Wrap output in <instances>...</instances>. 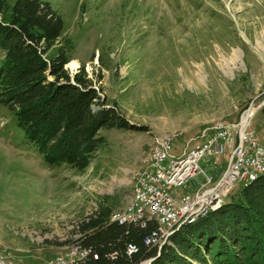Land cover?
Masks as SVG:
<instances>
[{
	"label": "rangeland",
	"instance_id": "374dc122",
	"mask_svg": "<svg viewBox=\"0 0 264 264\" xmlns=\"http://www.w3.org/2000/svg\"><path fill=\"white\" fill-rule=\"evenodd\" d=\"M44 1L64 20L57 46L69 41L72 60L65 68L71 76L84 70L107 107L117 106L135 129L102 130L107 145L85 172L55 169L23 142L14 117L0 105V257L6 264L54 261L105 197L115 212L128 208L135 176L159 141L183 154L207 129L237 125L264 93L258 47L264 46V0ZM253 107L249 130L264 145V94ZM229 158L206 160L201 168L217 183ZM204 182L200 175L179 192L193 194Z\"/></svg>",
	"mask_w": 264,
	"mask_h": 264
},
{
	"label": "trees",
	"instance_id": "16d2710c",
	"mask_svg": "<svg viewBox=\"0 0 264 264\" xmlns=\"http://www.w3.org/2000/svg\"><path fill=\"white\" fill-rule=\"evenodd\" d=\"M64 32L51 3L0 0V105L49 166L85 172L107 145L102 130L135 128L117 106L107 107L84 70L71 76L65 68L72 60L69 41L57 46ZM104 200L76 226L74 243L91 253L84 264H143L156 257L158 247L145 244L156 223L113 222L110 197ZM129 245L138 252L129 256ZM152 264H264V174L182 225Z\"/></svg>",
	"mask_w": 264,
	"mask_h": 264
},
{
	"label": "built area",
	"instance_id": "2783aa9c",
	"mask_svg": "<svg viewBox=\"0 0 264 264\" xmlns=\"http://www.w3.org/2000/svg\"><path fill=\"white\" fill-rule=\"evenodd\" d=\"M249 125L241 136L238 135L235 124L206 130L199 144L179 155L171 153V145L166 141L155 157L147 159L148 169L136 174L133 208L118 214L115 222L133 223L142 227L155 222L156 229L145 240V244L159 247L173 226L200 217L203 207L223 200L231 189L246 182L255 172H264V145L249 130ZM221 147H228V155L234 153V158L221 186L205 198L204 194L216 183L211 175L202 170L201 163L209 159L214 163L218 157L227 156L221 154ZM200 175H204L205 182L195 193H178ZM138 250V247L129 245L127 254H136ZM90 254L89 250L77 244L49 264H84ZM0 264H6L1 257Z\"/></svg>",
	"mask_w": 264,
	"mask_h": 264
},
{
	"label": "bare ground",
	"instance_id": "6f19581e",
	"mask_svg": "<svg viewBox=\"0 0 264 264\" xmlns=\"http://www.w3.org/2000/svg\"><path fill=\"white\" fill-rule=\"evenodd\" d=\"M258 47H259V50H260L261 52L264 53V46H262V44H261L260 42H258ZM239 59H240V52H239V50H234V52H233V54H232V62H237ZM70 65H71L72 67H75L77 64H76L75 61H73ZM256 110H257V109H256L255 107H253L251 110H247L248 112L246 113V117H245V119H247V118H248V119H249V118L251 119V118L254 116ZM225 125H230V124H217V125H215V126L212 127V128L225 127ZM212 128L207 129V130H211ZM236 137H237V136H236ZM166 141H167V140H165V141H159V142L153 147L152 152H151L149 158H153V157H155V155L157 154L158 150H160L162 144L166 143ZM227 153H228V147H221V154H227ZM145 169H148V162H146V166H145V168L142 169V170H145ZM262 174H264V172H255L253 175H251L250 177H248V179H246V182H244V183H240V184H243L244 186H247V185L250 184L251 182L256 181V180L258 179V177H259L260 175H262ZM135 178H136V176H135ZM240 184H239V185H240ZM223 202H224V199H223V200L216 201V202H214V204H212V205H210V206L203 207V208L200 210V216H203L205 213H207V211H208L209 209H213V210H214V209L219 208ZM133 203H135V194H134V190H133V197H132V200H131V202H130L128 208H127L125 211H130V210L133 208ZM125 211H123V212H114L113 215H112V217H111V220H112L113 222H115V217H116L118 214H123V213H125ZM197 218H198V217H197ZM197 218H195V219H193V220H191V221L183 222V223H181V224H177L176 226H173L171 232H172L173 230H175V229H178V228H179L181 225H183V224H191V223H194V222L197 220ZM169 233H170V232H168V233L166 234V236H167ZM75 246H77V243L72 244V245L69 247V249H72V248H74Z\"/></svg>",
	"mask_w": 264,
	"mask_h": 264
},
{
	"label": "water",
	"instance_id": "95a60500",
	"mask_svg": "<svg viewBox=\"0 0 264 264\" xmlns=\"http://www.w3.org/2000/svg\"><path fill=\"white\" fill-rule=\"evenodd\" d=\"M263 94H264V93H262L261 95L257 96L255 99H253V101L250 103V105L247 107V109L244 110V112L241 114V116H240V118H239V121H238V124L236 125V126H237V130H238V135H239V136H241V134L243 133V131L245 130V128H246V127L249 125V123H250V118H249V119H248V118L245 119V117H246V113L248 112L247 110H251V109L253 108V106H254L256 100H257L259 97H261ZM233 158H234V153H232V154L230 155L227 169H226L225 172L223 173V175H222V177L220 178V180L216 183V185H215L213 188L209 189V190L204 194V197H205V198H206L207 196H209V194H211L213 191L217 190V189L221 186V184L223 183L225 177L227 176V173H228L229 167H230V165H231V163H232V161H233ZM204 201H205V199L203 200L202 206H204ZM183 225H184V224H183ZM181 226H182V225H181ZM181 226H180V227H181ZM180 227H179V228H180ZM179 228L173 230L172 232H170V233L164 238V240L161 242V244H160L159 247H158L159 252H158L157 256H156V257H153V258H151V259H149V260H147V261H145L143 264H152V263L156 260V258H157L158 256H160V254H161V250H162L163 246L168 242L169 238H170L175 232H177V231L179 230Z\"/></svg>",
	"mask_w": 264,
	"mask_h": 264
},
{
	"label": "crops",
	"instance_id": "0c3cea01",
	"mask_svg": "<svg viewBox=\"0 0 264 264\" xmlns=\"http://www.w3.org/2000/svg\"><path fill=\"white\" fill-rule=\"evenodd\" d=\"M180 193V192H179ZM181 194V193H180Z\"/></svg>",
	"mask_w": 264,
	"mask_h": 264
}]
</instances>
